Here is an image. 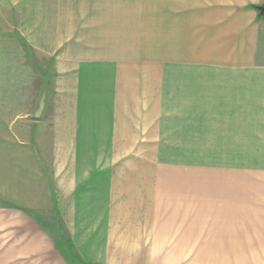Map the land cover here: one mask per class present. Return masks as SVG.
Segmentation results:
<instances>
[{
    "label": "crops",
    "instance_id": "obj_1",
    "mask_svg": "<svg viewBox=\"0 0 264 264\" xmlns=\"http://www.w3.org/2000/svg\"><path fill=\"white\" fill-rule=\"evenodd\" d=\"M103 1L0 0V264H264V0Z\"/></svg>",
    "mask_w": 264,
    "mask_h": 264
},
{
    "label": "rangeland",
    "instance_id": "obj_2",
    "mask_svg": "<svg viewBox=\"0 0 264 264\" xmlns=\"http://www.w3.org/2000/svg\"><path fill=\"white\" fill-rule=\"evenodd\" d=\"M91 1L92 0H83V7H85V8H83V23L84 22L86 23V25L83 26L86 28V30L83 32V48H93V49L105 50L106 41L96 39V37H99V35H96V33H93V34L90 33L89 14H90L91 10L89 9L90 8L89 6H90ZM96 2L98 3L97 7L98 6L101 7V6L105 5L103 0H96ZM91 37H93L94 39H89ZM29 59H32V57L30 55H29ZM33 64H34L35 70H37L39 72V75H42L41 71L43 70V73H46L47 75L49 74V78H51L52 73L51 72L49 73L48 71H46L47 67H43V65L37 63L36 61H33ZM50 68H51V64H50ZM44 70H45V72H44ZM35 217H36V220L41 222V224H43L45 227H47V229H49L51 231V235H53L56 239L57 238L60 239V241L62 243H64L65 246H64L63 252L67 253V251L70 250V245L68 243L69 240L67 238L66 233L63 231V232L59 233L60 237H58L57 232L55 231L56 225L59 224L57 222L58 217H57L56 213L53 212L51 209V214L48 218L46 216H44V217L40 216L39 213H35Z\"/></svg>",
    "mask_w": 264,
    "mask_h": 264
},
{
    "label": "water",
    "instance_id": "obj_3",
    "mask_svg": "<svg viewBox=\"0 0 264 264\" xmlns=\"http://www.w3.org/2000/svg\"><path fill=\"white\" fill-rule=\"evenodd\" d=\"M259 10H260L261 12H264V6H260V7H259ZM43 98H44V92L42 93L41 99H40V101H39L38 108H37V110H36V112H35V114H34L35 117H37V116L40 115V112H41L42 107H43Z\"/></svg>",
    "mask_w": 264,
    "mask_h": 264
},
{
    "label": "trees",
    "instance_id": "obj_4",
    "mask_svg": "<svg viewBox=\"0 0 264 264\" xmlns=\"http://www.w3.org/2000/svg\"><path fill=\"white\" fill-rule=\"evenodd\" d=\"M63 243H59V246L62 245Z\"/></svg>",
    "mask_w": 264,
    "mask_h": 264
}]
</instances>
